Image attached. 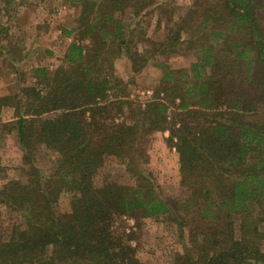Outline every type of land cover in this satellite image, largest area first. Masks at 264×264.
I'll return each instance as SVG.
<instances>
[{"label": "trees", "instance_id": "16d2710c", "mask_svg": "<svg viewBox=\"0 0 264 264\" xmlns=\"http://www.w3.org/2000/svg\"><path fill=\"white\" fill-rule=\"evenodd\" d=\"M69 1L78 16L67 34L79 39L63 63L35 70L40 89L0 96V112L15 110L4 129L22 152V175L0 186V208L23 217L7 236L0 219V264H145L119 224L137 214L194 226L181 264H264V0H194L150 51L128 25L149 0ZM187 50L197 54L189 71L157 58ZM124 56L134 72L162 69L144 105L113 76ZM126 111L131 122L118 119ZM153 130L169 132L183 199L161 196L145 167ZM109 161L132 182H104ZM63 194L70 209L60 215Z\"/></svg>", "mask_w": 264, "mask_h": 264}, {"label": "rangeland", "instance_id": "374dc122", "mask_svg": "<svg viewBox=\"0 0 264 264\" xmlns=\"http://www.w3.org/2000/svg\"><path fill=\"white\" fill-rule=\"evenodd\" d=\"M149 1V7L128 22L133 39L137 42L145 39L140 44L141 51L155 49L156 44L165 39L169 27L179 22L194 0ZM77 16L78 6L69 0H0V96L17 95L25 85L42 87L34 77L35 70L44 68L52 73L63 63L69 44L79 39L76 34H67L76 27ZM157 58L174 69L189 71L197 54L194 50H187L160 53ZM113 76L128 83L127 97L144 105L160 86L162 69L149 62L142 70L134 72L131 62L124 56L115 61ZM128 115L126 111L118 119L131 122ZM14 118V108L1 109L0 186L22 175V152L16 133L4 129V123ZM168 135L167 131L153 130L145 136L143 146L148 154L145 167L151 172L161 196L183 199L189 192L181 185L178 154L167 141ZM102 169L104 182L123 185L132 182V176L120 162L109 161ZM70 201V194L61 196L57 204L60 215L69 212ZM181 216L185 222L193 217H187L185 213ZM0 219L5 236L14 224L23 222L20 214L4 206L0 208ZM119 224L127 234H132L129 243L135 248L137 258L145 264H181L179 255L184 253L185 246L190 245L195 229L191 224L179 227L170 215L144 218L137 214L124 217Z\"/></svg>", "mask_w": 264, "mask_h": 264}, {"label": "crops", "instance_id": "0c3cea01", "mask_svg": "<svg viewBox=\"0 0 264 264\" xmlns=\"http://www.w3.org/2000/svg\"><path fill=\"white\" fill-rule=\"evenodd\" d=\"M88 42V41H87Z\"/></svg>", "mask_w": 264, "mask_h": 264}]
</instances>
